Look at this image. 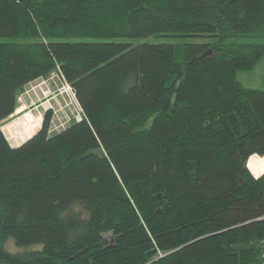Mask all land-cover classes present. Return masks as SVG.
<instances>
[{"label": "trees", "instance_id": "trees-1", "mask_svg": "<svg viewBox=\"0 0 264 264\" xmlns=\"http://www.w3.org/2000/svg\"><path fill=\"white\" fill-rule=\"evenodd\" d=\"M166 37L212 40L116 42ZM263 57L264 0H0V264H263ZM59 70L83 119L12 147Z\"/></svg>", "mask_w": 264, "mask_h": 264}, {"label": "rangeland", "instance_id": "rangeland-1", "mask_svg": "<svg viewBox=\"0 0 264 264\" xmlns=\"http://www.w3.org/2000/svg\"><path fill=\"white\" fill-rule=\"evenodd\" d=\"M212 39L201 38H158V39H142V40H116V42L128 43V44H141L144 42L150 43H203L211 41ZM237 79L244 86L254 89L264 90V57L253 71L237 72ZM62 73L56 71L47 78H40L27 85L23 93L18 98L19 106L15 114L2 124V131L12 147L17 148L24 143L20 139H13L7 131L8 127L12 126L15 122L23 120L26 115L33 116L34 118H41L40 132L43 126V121L46 113L51 112V124L49 135H54L62 130H65L74 122H79L83 118V112L76 100L73 89L70 90ZM32 124H34L32 122ZM16 131H14L15 133ZM36 133V134H37ZM35 134V135H36ZM34 135V136H35ZM33 136V137H34ZM32 137V138H33ZM31 139V138H30ZM258 158V157H256ZM264 158V157H263ZM262 158V159H263ZM252 173V171H251ZM264 175V174H263ZM254 176V175H253ZM261 177V176H259ZM257 177V178H259ZM10 247L14 251L16 249L14 240L10 241ZM40 248H42L40 246ZM22 249V248H20ZM25 248L23 250H28Z\"/></svg>", "mask_w": 264, "mask_h": 264}, {"label": "bare ground", "instance_id": "bare-ground-1", "mask_svg": "<svg viewBox=\"0 0 264 264\" xmlns=\"http://www.w3.org/2000/svg\"><path fill=\"white\" fill-rule=\"evenodd\" d=\"M32 122L34 124H32ZM41 118H34L33 116L26 115L23 120L15 122L12 126L8 127L7 131L12 136L13 139H20L26 142L32 138L40 129ZM14 131H16L14 133ZM248 168L252 171L255 177H259L264 173V158L253 157L248 161Z\"/></svg>", "mask_w": 264, "mask_h": 264}, {"label": "built area", "instance_id": "built-area-1", "mask_svg": "<svg viewBox=\"0 0 264 264\" xmlns=\"http://www.w3.org/2000/svg\"><path fill=\"white\" fill-rule=\"evenodd\" d=\"M68 86V85H67ZM69 88H70V90H72L73 88L72 87H70V86H68ZM73 92H74V95H75V97H76V94H75V91H74V89H73ZM76 100H77V98H76ZM77 102H78V100H77ZM78 104H79V102H78ZM79 106H80V104H79ZM80 108H81V106H80ZM81 110H82V108H81ZM82 112H83V110H82ZM83 115H84V113H83ZM83 119V118H82ZM81 119V120H82ZM80 120V121H81ZM263 259H264V251H263ZM264 264V263H263Z\"/></svg>", "mask_w": 264, "mask_h": 264}, {"label": "water", "instance_id": "water-1", "mask_svg": "<svg viewBox=\"0 0 264 264\" xmlns=\"http://www.w3.org/2000/svg\"><path fill=\"white\" fill-rule=\"evenodd\" d=\"M248 167V166H247ZM249 169V168H248Z\"/></svg>", "mask_w": 264, "mask_h": 264}]
</instances>
